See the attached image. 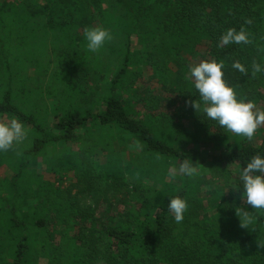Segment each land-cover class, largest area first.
Returning <instances> with one entry per match:
<instances>
[{"label":"trees","instance_id":"obj_1","mask_svg":"<svg viewBox=\"0 0 264 264\" xmlns=\"http://www.w3.org/2000/svg\"><path fill=\"white\" fill-rule=\"evenodd\" d=\"M100 1L0 0V45L11 47L7 39L18 27L27 25V16L42 17L46 27L58 26L73 38L71 24L74 31L84 28L93 20ZM114 1L112 7L131 13L147 36L141 42L143 50L134 57L136 66L132 72L126 67L129 54H125L100 109L82 113L67 101L59 112L62 115L57 117V131L49 132L28 108L20 106L18 95L23 91L22 86L14 89L9 79L0 93V120L18 119L29 129L21 145L0 153V162L6 161L15 170L10 178L0 179V264H33L34 257H54L58 236L69 238L74 244L65 257L66 264H91L90 258L100 238L105 239L101 245L108 255L107 264H264V210L247 206L239 182L240 171L248 160L258 153L264 155V142L242 139L226 153L207 156L185 150L181 145H170L177 126L164 115L153 118L151 112L156 96L147 85L136 84L144 81L139 79L145 71L141 70L139 62L144 69L149 68L147 77L150 79H154V72L160 67L166 74L162 85L171 88L186 107L189 133L195 141L223 142L227 132L192 106L194 101L199 102V95L193 82L186 79L188 68L200 60L223 61L224 79L234 88L239 85L240 98L252 102L264 100V73L251 76L252 62L264 63V51H260L264 49V0ZM72 13L77 14V18L69 23L65 19ZM246 18L252 20L250 25L245 24ZM241 27L250 34L252 43L216 46L225 30ZM65 54L67 59L61 55L60 60L65 59L63 73L65 81L71 83L68 74L79 70L75 62L77 56L74 52ZM235 60L249 69L247 75L231 67ZM123 88L135 89L133 97L136 103H141L143 111L134 110L136 104L123 95ZM87 123L109 130L116 128L135 137L132 144L138 152L133 154L139 163L128 168L154 179L159 171L164 177L169 167L174 168L182 160L202 167L209 159L207 163L212 173L216 172L215 177L221 179L218 188H230L228 204H218L213 213L207 211L198 194L194 193V199L190 200V192L184 191L192 187L198 174L194 178L182 176L185 185L174 187L171 194L152 198V192L140 190L141 195L131 196L138 206L129 210V220L114 218L108 208L105 216L98 218V208L83 203L84 196H77L82 189L72 193L70 187L63 185L61 168L53 172L52 180L27 176L30 163H36L37 157L44 155L48 143L75 142L77 129ZM108 178L121 188L118 185L121 178L114 172L109 171ZM174 196L186 199L189 205L179 224L173 221L167 209L169 199ZM245 212L252 217L248 227L241 226Z\"/></svg>","mask_w":264,"mask_h":264},{"label":"rangeland","instance_id":"obj_2","mask_svg":"<svg viewBox=\"0 0 264 264\" xmlns=\"http://www.w3.org/2000/svg\"><path fill=\"white\" fill-rule=\"evenodd\" d=\"M114 2V0H101L99 6L95 8L93 20L84 28H77L78 31H74L72 23L73 38H69L58 26L46 27L42 17L27 16L29 18L27 25L23 28L18 27L12 37L7 39L11 47L9 44L0 45V93L9 79L14 89L22 86L23 91H20L18 95L20 106L28 108L45 131H57L56 120L58 115H62L59 112L67 101H71L82 113L89 109L92 112L100 109L102 99L109 91L112 78L118 68L123 65L125 54H129L126 62L128 71H134L136 66L134 57L143 50L141 42L147 33L136 23L131 13L126 14L125 9L118 7L119 11L117 6L112 7ZM103 8L105 9L101 11ZM75 17L77 18V14L65 20L71 23ZM98 25L109 29L113 39L105 44L103 50L93 54L86 49L84 33L86 29ZM68 52H74L77 56L75 62L79 70L68 74L75 88L65 81L63 73L66 66L63 62L67 59L65 53ZM61 55H64L65 59L60 60ZM6 57H8V63L5 62ZM143 66L139 62L141 70H145L142 78L139 79H144V81L136 84L147 85L152 89L151 93L155 94L156 103L151 112L153 118H160L164 115L177 126L176 136L170 140V145H181L185 150L196 151L202 156H207L226 153L234 148L238 140L244 139L242 136L227 132L226 138L221 143L195 141L189 133L191 131L190 118L185 105L174 95L171 88L162 85L165 72L158 67L154 72V79H150L147 77L150 74L149 68L146 70ZM234 89L240 98L239 85ZM134 90V88H123L122 92L132 103L136 104L133 107L134 110L141 112L143 107L141 103L135 102ZM255 102L253 103L257 107L264 109V100ZM54 112L58 113L54 115ZM25 129L26 133L29 132L27 126ZM123 137L126 140L122 139ZM135 139V137L119 132L116 128L109 130L105 126H91L87 123L77 129L75 142L48 143L44 155L38 156L36 163H30L31 166L28 169L30 175L27 174V176L52 180L53 172L61 168L63 185L70 187L72 193L82 189L77 196L79 198L84 196L83 203L87 202L93 208H98L100 211L97 213L98 218L105 216L104 212L108 208L114 218L129 220L128 216L131 215L129 210L138 206L137 201L131 200V196L141 195L140 190H149L154 194L152 197L154 198L171 194L176 188H182L185 185V181L181 180L182 175H177L173 179L167 173L162 177L159 171L157 179H154L151 175H142L128 168L139 163V159L133 154V152H138L132 144ZM26 142L29 143V140ZM251 142H264V126L257 130ZM69 157H72V160H69ZM208 160L203 162L202 167L193 163L198 168L199 175L192 187L190 185L184 193L190 192V200L198 194L203 199L204 205L208 207L207 211L214 213L218 204H228L230 188L227 186L222 189L218 188L221 179L215 177L216 172L212 173V168L207 163ZM176 167H169L168 171H173ZM14 171L6 161L0 162V179L10 178ZM109 171L121 178L118 184L121 188L112 184L111 178H108ZM211 174L213 177H210ZM103 240L105 239L100 238L97 241V248L90 258L91 264H107L108 255L101 245ZM55 242L54 257H34L33 264H66L65 257L74 247L73 241L64 236H58Z\"/></svg>","mask_w":264,"mask_h":264},{"label":"clouds","instance_id":"obj_3","mask_svg":"<svg viewBox=\"0 0 264 264\" xmlns=\"http://www.w3.org/2000/svg\"><path fill=\"white\" fill-rule=\"evenodd\" d=\"M250 18L245 19V24H251ZM86 49L90 53H98L103 50L105 44L113 39L109 29L104 26L90 27L84 33ZM252 43L250 34L241 27L239 30L229 28L225 30L217 43L218 48L226 45H247ZM260 51H264L261 49ZM225 65L223 61L200 60L189 66L186 79L193 82V87L199 95V102H193L196 112H202L209 121H214L226 132L242 136L251 141L256 136L257 130L264 126V109L257 107L252 101L238 98L233 86L224 79ZM231 67L241 74L247 75L249 69L239 60L232 62ZM264 73V63L253 61L251 76ZM26 137L24 124L18 119L0 120V153L14 149L21 144ZM168 175L173 179L177 175L194 178L198 175V168L189 160H182L176 169L169 171ZM240 186H242V198L247 206L254 210H264V155L252 156L239 174ZM188 202L180 196L169 199L167 209L175 223L179 224L184 219L188 209ZM245 219L241 221L242 227H248L252 222L249 213H244ZM241 220V219H240Z\"/></svg>","mask_w":264,"mask_h":264}]
</instances>
